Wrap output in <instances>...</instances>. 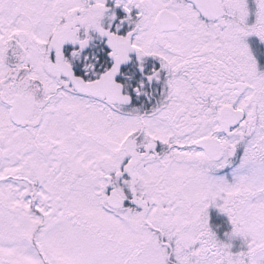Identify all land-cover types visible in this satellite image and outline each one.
<instances>
[{
	"label": "snow or ice",
	"instance_id": "snow-or-ice-1",
	"mask_svg": "<svg viewBox=\"0 0 264 264\" xmlns=\"http://www.w3.org/2000/svg\"><path fill=\"white\" fill-rule=\"evenodd\" d=\"M0 264H264V0H0Z\"/></svg>",
	"mask_w": 264,
	"mask_h": 264
}]
</instances>
